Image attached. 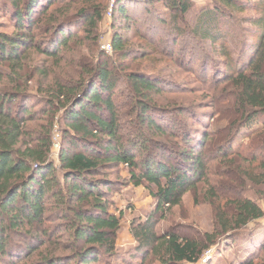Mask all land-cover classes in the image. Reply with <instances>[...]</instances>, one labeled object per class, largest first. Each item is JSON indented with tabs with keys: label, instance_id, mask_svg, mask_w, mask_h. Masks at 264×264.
<instances>
[{
	"label": "trees",
	"instance_id": "trees-1",
	"mask_svg": "<svg viewBox=\"0 0 264 264\" xmlns=\"http://www.w3.org/2000/svg\"><path fill=\"white\" fill-rule=\"evenodd\" d=\"M7 1H0V7L15 32L0 33V264H22L36 253V264H96L104 255L120 264H146L149 259L151 264H199L219 240L235 242L241 236L253 252L245 250L239 264H264V228L249 231L264 219V210L245 195L250 186L264 188V0H214L202 10L191 0H164L167 11L175 14L169 23L175 39L185 33L179 15L196 10L191 36L217 46L226 63L218 69L202 63L197 75L201 88L213 96V113L196 115L197 129L187 125L178 135L175 125L155 117L160 111L154 97L170 85L156 75L128 73L130 114L135 116L132 138L121 135L114 101L120 65L99 49L106 1ZM152 2L157 1L117 0L112 16L130 22L148 13ZM248 11L257 16L240 22L234 18V13ZM226 18L237 25L236 49L228 33L234 24L227 25ZM127 44L116 31L111 47L118 60L131 58ZM31 52L44 60L31 66ZM210 74L213 81L208 83ZM57 118L63 126L58 169L51 161ZM204 118L226 125L211 132ZM36 122L43 124L32 129L29 125ZM147 131L174 137L179 148L152 146ZM245 132L248 143L237 146ZM207 147L212 149L209 154ZM207 159L223 165L219 176L231 178V183L211 184ZM120 167L129 168L133 185H146L158 204L133 231L138 247L128 259L116 252L124 215L111 211L116 184L106 173ZM200 183L208 186L215 210L214 232L195 238L158 235L157 215L181 205ZM63 232L71 242L61 245L54 238ZM14 236L25 244H17ZM58 249L71 255H58Z\"/></svg>",
	"mask_w": 264,
	"mask_h": 264
},
{
	"label": "rangeland",
	"instance_id": "rangeland-1",
	"mask_svg": "<svg viewBox=\"0 0 264 264\" xmlns=\"http://www.w3.org/2000/svg\"><path fill=\"white\" fill-rule=\"evenodd\" d=\"M1 3L7 0H0ZM108 6L105 11L103 21L99 26V49L105 51L106 45H111L112 38L115 32H119L122 37L127 38V49L131 51V58L127 60H118L116 54L111 49L110 52H106L110 57L116 61L118 68L117 73L119 83L116 86L114 101L118 106L120 115V125L122 127L121 135L123 137L132 138L135 129V116L130 114L132 109L131 99V87L125 80V76L128 73H145L148 75H156L162 81L170 85L166 92H163L160 96L154 97V105L160 112L156 114V118L163 122L175 125L178 130L176 135L180 134L179 131L189 127L193 130L197 129V119L195 116L204 115V113H213L211 106V96L207 90L201 88V80L198 79V71L202 69V63H208L211 67L218 69L222 63L225 62V58L220 53L217 46H212L209 42L194 40L190 32L195 25V20L198 11L192 10L184 17L179 15L180 27L182 31H185L180 38L175 39V33L171 32L172 28L170 19L174 17V13H169L164 7V0H155L152 2V6L148 13L138 14L137 17L126 21L123 18L109 17V12L114 8L112 0H105ZM242 2H249L250 0H241ZM9 2V0L7 1ZM6 3V2H5ZM214 0H202L198 3H193L194 7L198 10L212 7ZM113 11V10H112ZM141 12V11H140ZM6 14L0 7V33L12 35L15 32L12 22L5 17ZM257 14L252 11L245 12L243 14L234 13V18L239 22L246 18L256 17ZM168 22V23H167ZM227 25H233L234 22L226 18ZM78 28V26H77ZM231 29V27L229 28ZM227 30V28L225 29ZM233 30V32H232ZM228 31V30H227ZM226 31V32H227ZM230 37V45L233 49L237 48V42L240 36L237 32V25L234 24L232 29L228 32ZM176 40L177 45L173 46L172 42ZM230 46V47H231ZM30 59L31 66L40 64L44 57L31 52ZM192 61V64H191ZM190 62V63H189ZM115 63V64H116ZM194 65L196 70H191V66ZM213 65V66H212ZM5 69V68H4ZM194 71V72H193ZM208 83H211L212 76L208 77ZM36 88V83L33 85ZM34 88L31 89V93L35 96ZM33 96V97H34ZM35 101V102H34ZM35 98L32 99V103H36ZM224 107V106H223ZM39 110L40 108H36ZM59 117V116H58ZM220 120L216 117V121ZM204 121L211 125L209 128L211 132H215L220 127L226 125L224 120L215 123L210 119L204 118ZM43 123L36 122L30 124L32 129H38L39 125ZM62 129L63 126L57 118L53 128V146L51 161L55 166L59 167V154L62 143ZM203 129V128H201ZM152 146L155 144H165L168 147H174L178 142L174 137L160 136L155 133L146 132ZM248 132L242 134L237 141V146L240 144H247ZM212 149L207 147L205 154H209ZM157 154V150H155ZM138 159H141L139 156ZM206 163V160H204ZM207 175L210 183L216 184L224 183L228 185L231 183V178H226L221 175L223 165H219L218 161H212L207 159ZM247 167V165H243ZM60 174V171L57 170ZM107 177L112 181L115 186V192L112 194L111 199L114 201V206L111 211L116 215L123 213L122 226L117 233V248L116 252L120 258H130L136 253L138 247L137 240L133 236L139 225L147 222L151 215L157 208V201L152 197L147 186L135 187L131 181L129 175V168L120 167L117 170L106 172ZM245 195L255 201L264 210V188L250 186L246 190ZM210 194L208 186L204 183L198 184L194 189L189 190L182 199L181 205L166 209L164 214H159L155 218L156 232L158 235H164L166 233H179L185 238H195L203 234H212L214 232L215 222V210L209 200ZM54 224H49L48 227L53 228ZM264 228V219L259 223H255L251 226L249 231L255 229ZM26 229V228H25ZM26 231V230H25ZM264 231V230H263ZM247 236L248 233H243ZM242 237V236H241ZM239 237L235 242L226 238L218 241L217 246L211 247L205 252L203 260L199 264H239L238 261H242L243 253L245 250L253 252L251 246L242 242V238ZM14 240L17 244H25V240L21 237L14 236ZM247 239V238H246ZM54 240L59 244L64 245L71 242V237L68 232L58 233ZM257 241L254 245L258 246ZM246 245L248 247H246ZM252 245V244H250ZM45 246L40 251H45ZM58 255L69 256L71 252L58 249ZM239 255V257L237 256ZM264 257V253L261 254ZM40 260L38 254L32 256L28 261H23L22 264H36ZM137 264L140 262L135 260ZM96 264H120V260L115 261V258H109L107 255L101 256ZM146 264H151L150 259ZM158 264V262L154 263Z\"/></svg>",
	"mask_w": 264,
	"mask_h": 264
},
{
	"label": "built area",
	"instance_id": "built-area-1",
	"mask_svg": "<svg viewBox=\"0 0 264 264\" xmlns=\"http://www.w3.org/2000/svg\"><path fill=\"white\" fill-rule=\"evenodd\" d=\"M117 0H112V4L114 5L115 4V2H116ZM202 0H191V2L192 3H198V2H201ZM113 10V9H112ZM112 10L109 12V17H111L112 16ZM111 49H112V47H111V45L109 44V45H106L105 47H104V50L108 53V52H110L111 51ZM203 259H201V261H202ZM200 261V262H201Z\"/></svg>",
	"mask_w": 264,
	"mask_h": 264
},
{
	"label": "crops",
	"instance_id": "crops-1",
	"mask_svg": "<svg viewBox=\"0 0 264 264\" xmlns=\"http://www.w3.org/2000/svg\"><path fill=\"white\" fill-rule=\"evenodd\" d=\"M136 1H153V0H136Z\"/></svg>",
	"mask_w": 264,
	"mask_h": 264
}]
</instances>
